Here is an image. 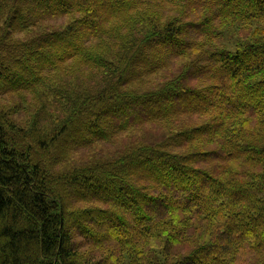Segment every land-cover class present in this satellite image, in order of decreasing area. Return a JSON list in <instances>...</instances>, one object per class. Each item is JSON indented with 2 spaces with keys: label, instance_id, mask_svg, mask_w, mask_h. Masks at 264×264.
Instances as JSON below:
<instances>
[{
  "label": "trees",
  "instance_id": "1",
  "mask_svg": "<svg viewBox=\"0 0 264 264\" xmlns=\"http://www.w3.org/2000/svg\"><path fill=\"white\" fill-rule=\"evenodd\" d=\"M0 264H264V0H0Z\"/></svg>",
  "mask_w": 264,
  "mask_h": 264
},
{
  "label": "rangeland",
  "instance_id": "2",
  "mask_svg": "<svg viewBox=\"0 0 264 264\" xmlns=\"http://www.w3.org/2000/svg\"><path fill=\"white\" fill-rule=\"evenodd\" d=\"M168 10H169V8H167L166 12L167 13L169 12V14H170L171 12H170V10L169 11ZM235 35L236 34H235V31H234L233 28L230 29L228 31V33L226 32V38L224 39V42L226 43V45H228L230 47L233 46V48L235 47L236 39H237V37ZM7 104L10 105L11 103L8 102ZM17 114H18V118H24L25 116H27V114L26 115H23V113H21V112H18ZM118 143H119V141H118ZM118 143H117V145H118ZM117 145H115V146L114 145H110L109 146L110 148L108 149V151L113 152V151L119 149L120 147H122V146H117ZM105 146H108V145H100L99 147H105ZM88 152H89V150H82L80 152V156L81 157H79V158H81V159L82 158L87 159L89 157V155L92 154L93 151H91L89 153ZM98 153H101V152L99 151ZM94 156H98V155H94Z\"/></svg>",
  "mask_w": 264,
  "mask_h": 264
}]
</instances>
